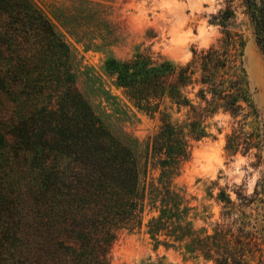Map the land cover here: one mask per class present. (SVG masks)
I'll return each instance as SVG.
<instances>
[{"label":"trees","instance_id":"obj_1","mask_svg":"<svg viewBox=\"0 0 264 264\" xmlns=\"http://www.w3.org/2000/svg\"><path fill=\"white\" fill-rule=\"evenodd\" d=\"M263 1L241 4L264 55ZM232 16L230 8L212 16L222 37L193 50L183 65L140 53L105 63V74L127 102L158 122L140 158L106 130L78 93L69 51L40 10L29 0H0V154L7 144L3 130L13 151L30 157L36 175L27 193L15 192L11 202L0 198L12 224L2 223L0 244L12 241V264H109L115 232L140 229L147 204L156 213L146 224L155 242L214 264H247L245 252L264 230V179L252 195L222 199L223 220L193 247L187 242L190 204L174 185L188 161L189 141L207 137V121L218 114L233 123L224 137L227 156L251 155L262 166V140L249 121L256 109L245 39L230 28ZM149 163L157 172L153 179Z\"/></svg>","mask_w":264,"mask_h":264},{"label":"rangeland","instance_id":"obj_2","mask_svg":"<svg viewBox=\"0 0 264 264\" xmlns=\"http://www.w3.org/2000/svg\"><path fill=\"white\" fill-rule=\"evenodd\" d=\"M29 1L40 10L68 49L78 93L106 130L140 158L158 122L127 102L105 74V63L125 61L140 53L183 65L190 61L193 50L206 49L222 37V28L214 25L211 17L230 8L233 13L228 20L230 28L240 31L245 39L244 65L256 109L249 121L259 134L264 151V55L255 44L241 0ZM207 125V137L189 141L188 161L180 165L174 178L176 190L183 191L190 204L187 215L191 242H187L192 247L198 244L196 238L204 232L212 234L216 224L223 220L222 199L228 196L235 201V193L252 195L256 183L264 179V155L259 167L254 165L251 155L227 156L224 137L233 126L227 115H215ZM1 133L7 144L0 154V198L11 202L15 192L16 195L28 192V185L36 175L31 170L30 157L25 152H14L12 138L3 130ZM150 165L148 178L153 179L157 172L151 171ZM155 215L147 204L140 229L115 232L108 251L109 264H214L213 259L201 254L186 253L164 241L155 242L146 232L147 222ZM10 216L2 213L1 205L0 227L5 221L12 225ZM11 244V240L0 244L3 258L0 264H12L7 252ZM245 255L247 264H264V230L258 235L257 244Z\"/></svg>","mask_w":264,"mask_h":264}]
</instances>
